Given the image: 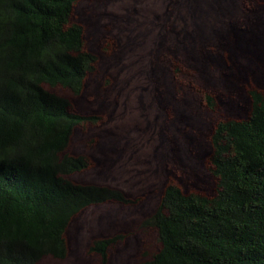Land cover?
Returning <instances> with one entry per match:
<instances>
[{
  "label": "trees",
  "instance_id": "16d2710c",
  "mask_svg": "<svg viewBox=\"0 0 264 264\" xmlns=\"http://www.w3.org/2000/svg\"><path fill=\"white\" fill-rule=\"evenodd\" d=\"M78 1L0 0V264L63 259L76 214L128 201L118 189L67 178L90 164L66 152L73 130L99 119L45 88L79 95L97 63L82 25L71 22ZM254 96L247 118L214 129V192L165 186L150 218L159 247L138 264H264V97ZM119 238L93 241L101 264Z\"/></svg>",
  "mask_w": 264,
  "mask_h": 264
},
{
  "label": "flooded vegetation",
  "instance_id": "af4514ba",
  "mask_svg": "<svg viewBox=\"0 0 264 264\" xmlns=\"http://www.w3.org/2000/svg\"><path fill=\"white\" fill-rule=\"evenodd\" d=\"M80 1L83 0H79L77 4ZM110 1L107 0L105 5L106 19L115 18L113 12L108 11ZM201 1L206 9L203 13L206 20L205 29L197 22L190 23L191 18L196 19L195 12L194 17L190 13L188 23L181 28L182 21L186 19L172 13L176 3L178 4L177 1L165 0L166 5L161 14L154 15L155 23L153 19L151 21L152 31L159 28L161 21H166L174 22L180 32L187 33L186 37L173 38L166 45L168 51L162 55L165 59L161 61L157 58L159 62L155 61L153 64V68L157 67L156 72L153 73L150 69V57L145 71L142 69L144 54L142 57L137 56L131 66L125 65L129 69L123 76L129 78L130 83L122 92L126 96L130 95L127 104L129 110H139L143 120L142 128L136 127L135 124L132 129L141 135L147 134L148 141L155 143L152 145L148 166L138 178V185H135L136 182L133 185L137 189L134 194L127 196L120 188L106 186L123 192L128 201L119 204L128 205L129 210L133 207L134 213L139 216L137 222L141 228H154L150 224V218L158 207L166 185L173 183L184 193L207 194L204 191L209 185V180L215 179L208 161L212 152L211 137L215 127L219 122L247 118L254 104V95L264 97V0ZM142 16L144 15L141 13ZM148 16L149 14L145 18ZM94 17H98V14H94ZM217 30L223 31V34H215ZM171 34H177L176 28L172 33L168 31L167 35ZM96 37L97 33H89V38ZM106 37L109 38L105 35L104 39ZM138 44L139 42L136 48ZM148 54H153L152 49ZM121 72L123 73L122 68ZM193 80L198 86L192 85ZM84 88L85 83L83 90ZM100 94L102 96L105 93L100 90L99 96ZM88 95L93 98H87L86 105L87 102L89 105L94 104L99 98L93 93ZM102 104V115H97L96 112L84 114L99 117V120L101 116L112 117L116 114L117 108L111 101L106 100ZM98 129L107 136L116 134L109 127ZM91 142L89 139L88 143ZM199 162L206 171H202L200 167L198 169ZM103 167L110 176V170L106 166ZM144 199H150V203L154 201L155 206L150 208V204L147 210L143 211L139 200ZM126 216L128 222L132 216ZM114 236H119V239L125 237L122 234Z\"/></svg>",
  "mask_w": 264,
  "mask_h": 264
},
{
  "label": "rangeland",
  "instance_id": "374dc122",
  "mask_svg": "<svg viewBox=\"0 0 264 264\" xmlns=\"http://www.w3.org/2000/svg\"><path fill=\"white\" fill-rule=\"evenodd\" d=\"M103 1H80L75 5L71 16V22L82 25L84 29L86 48L98 58L94 71L86 77L84 90L82 88L79 95H74L61 86H45V88L51 93L66 98L71 109L78 114L96 112L97 115H102V103L106 100L111 101L114 107L116 106L117 111L114 116H101L100 120L93 122L94 124L83 123L73 130L66 152L85 155L90 165L86 170L73 173L67 178L77 183H96L117 187L128 196L137 191L133 185L135 182V185H138L140 181L138 178L148 166L152 145L155 142L148 141L147 134L141 135L132 129L135 124L136 127L142 128L143 120L139 110H129L127 104L130 95L126 96L122 92V89L130 83L129 78L123 76L129 69L125 65L131 66L132 62L137 60V56L142 57L144 54L142 69L145 71L150 57V69L153 73L156 72L157 67L153 68V64L157 58L161 61L165 59L162 55L168 51L166 45L173 38L186 37L187 33L180 32L174 22L166 21H161L159 28H154L155 30L152 31L151 21L154 15L161 14L162 8L166 5L165 0H111L108 11H112L115 18L107 19L105 17L107 0ZM173 1H177L178 4L176 3L172 13L179 14L186 19L182 21L181 28L186 25V22L188 23L190 13L194 17V12L196 19L191 18L190 23L197 22L201 28L205 26L206 20L203 13L206 9L201 4L202 1ZM138 13L140 15H137ZM141 13L144 16L141 17ZM94 14H98V17H94ZM147 14L149 16L145 18ZM160 28H165V30H160ZM174 28L177 34L168 36V31L172 33ZM89 31L97 33L96 39L89 38ZM215 34H223V31L217 30ZM105 35L109 38L104 39ZM137 42L139 44L136 48ZM150 49L153 52L151 56L148 54ZM118 67L122 68L123 73ZM195 82L193 80L192 85L196 87L198 84ZM99 88L103 94L105 93L104 95L99 96ZM88 93H93L95 97L99 96L92 105L88 102L86 105V99L93 98ZM127 97L128 101H126ZM130 105H133V100L130 101ZM98 127H109L116 134L107 136ZM130 129L133 131L130 132ZM89 139L91 143H88ZM202 163L199 162L198 169L200 167L202 171H206ZM103 166L110 170L112 173L110 176L106 174ZM214 181L213 178L209 180V185L204 191L207 195L213 193ZM156 192H159V188ZM150 199L148 201L139 200L143 211H146L150 204V208L155 206L154 201L149 202ZM126 215L132 216L128 222ZM138 217L133 207L129 210L128 205H121L117 202L91 205L76 214L65 231L64 237L67 243L65 258L56 259L47 256L42 258L38 264H101L99 254L90 250L93 241L117 234L125 235V237L109 247L107 259L103 264H136L145 258L148 259L158 249L159 243L155 229L141 228L137 222Z\"/></svg>",
  "mask_w": 264,
  "mask_h": 264
}]
</instances>
